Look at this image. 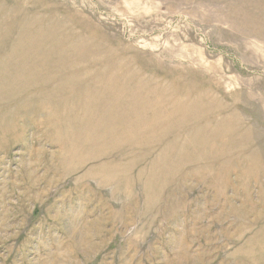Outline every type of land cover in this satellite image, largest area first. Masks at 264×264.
<instances>
[{
  "label": "rangeland",
  "instance_id": "374dc122",
  "mask_svg": "<svg viewBox=\"0 0 264 264\" xmlns=\"http://www.w3.org/2000/svg\"><path fill=\"white\" fill-rule=\"evenodd\" d=\"M0 264H264V0H0Z\"/></svg>",
  "mask_w": 264,
  "mask_h": 264
}]
</instances>
